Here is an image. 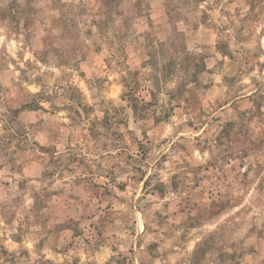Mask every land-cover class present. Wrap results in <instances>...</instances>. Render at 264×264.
Listing matches in <instances>:
<instances>
[{"label": "rangeland", "instance_id": "374dc122", "mask_svg": "<svg viewBox=\"0 0 264 264\" xmlns=\"http://www.w3.org/2000/svg\"><path fill=\"white\" fill-rule=\"evenodd\" d=\"M0 264H264V0H0Z\"/></svg>", "mask_w": 264, "mask_h": 264}]
</instances>
